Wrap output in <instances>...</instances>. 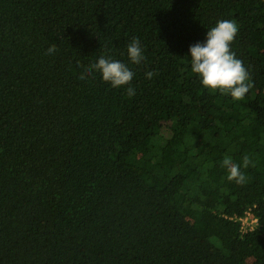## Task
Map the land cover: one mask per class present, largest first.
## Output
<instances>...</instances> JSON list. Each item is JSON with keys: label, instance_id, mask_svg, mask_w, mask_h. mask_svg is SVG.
<instances>
[{"label": "trees", "instance_id": "trees-1", "mask_svg": "<svg viewBox=\"0 0 264 264\" xmlns=\"http://www.w3.org/2000/svg\"><path fill=\"white\" fill-rule=\"evenodd\" d=\"M218 20L239 29L242 100L191 70ZM101 55L133 97L79 79ZM0 264H264V0H0Z\"/></svg>", "mask_w": 264, "mask_h": 264}, {"label": "clouds", "instance_id": "clouds-1", "mask_svg": "<svg viewBox=\"0 0 264 264\" xmlns=\"http://www.w3.org/2000/svg\"><path fill=\"white\" fill-rule=\"evenodd\" d=\"M239 29L232 20H218L216 25L206 32L203 42L190 45L191 70L198 74L201 83L211 90H219L221 94H230L234 100H242L253 87L250 74L242 60L236 57L235 52L230 50ZM56 51L55 44L50 45L46 54L51 55ZM127 55L134 64H140L144 59L142 47L138 38H133L127 45ZM93 71L99 72L105 82H110L113 87L129 85L126 89L131 98L135 95V89L130 86L134 72L129 67L110 56L101 55L95 63H92L79 79L84 80ZM155 75L147 71L145 76L151 79ZM254 166V162L248 155L243 156L242 167ZM221 167L226 169L227 180L235 181L238 185L248 182V177L241 170V165L235 163L231 157L225 156Z\"/></svg>", "mask_w": 264, "mask_h": 264}, {"label": "built area", "instance_id": "built-area-1", "mask_svg": "<svg viewBox=\"0 0 264 264\" xmlns=\"http://www.w3.org/2000/svg\"><path fill=\"white\" fill-rule=\"evenodd\" d=\"M238 219L242 232L253 229L257 223V218H255L250 211H246L245 214Z\"/></svg>", "mask_w": 264, "mask_h": 264}]
</instances>
